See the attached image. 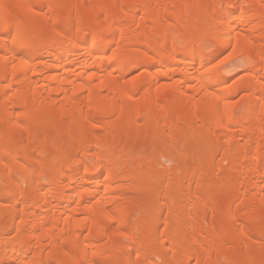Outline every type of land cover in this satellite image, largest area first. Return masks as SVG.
I'll use <instances>...</instances> for the list:
<instances>
[{"label":"bare ground","instance_id":"1","mask_svg":"<svg viewBox=\"0 0 264 264\" xmlns=\"http://www.w3.org/2000/svg\"><path fill=\"white\" fill-rule=\"evenodd\" d=\"M101 1L0 0V264H264V0Z\"/></svg>","mask_w":264,"mask_h":264},{"label":"rangeland","instance_id":"2","mask_svg":"<svg viewBox=\"0 0 264 264\" xmlns=\"http://www.w3.org/2000/svg\"><path fill=\"white\" fill-rule=\"evenodd\" d=\"M65 1V0H64ZM92 2H94V3H98V2H100V0L98 1V0H91ZM103 1V0H102ZM101 1V2H102ZM89 2H90V0H89ZM92 2H90V3H92ZM117 2H119L120 3V1H118L117 0ZM114 3H116V1H114ZM118 3V4H119ZM117 4V3H116ZM48 15V14H47ZM66 16H68L67 18H73V14H72V17L68 14V15H66ZM65 16V17H66ZM74 18L76 19V17L74 16ZM73 18V19H74ZM74 19V20H75ZM50 21H52V20H50ZM222 49V50H221ZM225 49V50H224ZM230 49H232V47H229V48H220L219 49V51H218V55H217V60L218 61H222L221 59H223V57L227 54H229V51H230ZM223 51V52H222ZM232 51V50H231ZM230 51V52H231ZM226 55V56H227ZM219 58V59H218ZM231 63H229V66H231L230 65ZM241 63H239L238 64V67L237 66H235V67H237L235 70H234V68L235 67H233L232 69H233V73L231 74V76H230V79L231 80H236L237 78H239V75L240 74H242L243 73V71H242V67H244V65L243 64H241ZM241 66V69H239L240 68V66ZM243 65V66H242ZM232 67V66H231ZM237 70V71H236ZM242 72V73H241ZM138 73H140V70H135V71H132V72H129V74H126L124 77H125V79H131V78H133V76H135V75H137ZM232 82V81H231ZM144 89V88H139V91L141 92L142 90ZM236 98H239V95L236 97ZM99 129H101L102 130V128H99ZM99 129H97L99 132H101ZM63 134V132L61 133V135ZM169 144H167V146H168ZM170 147H172V146H168V148H170ZM188 147V146H187ZM187 147H185V148H187ZM167 148V147H166ZM173 148V147H172ZM172 148H170V150L172 149ZM188 149V148H187ZM189 150L190 149H188V152H189ZM183 151V152H182ZM181 152L182 153H184V149L182 150ZM180 152V153H181ZM187 151H186V153H188ZM179 153V154H180ZM186 153H184V154H186ZM184 154H182V155H180V157L181 156H183V158H184ZM78 155V154H77ZM76 155V156H77ZM174 156H175V158L177 159V157L179 158V155H177V157H176V155L175 154H173ZM190 157H191V155H190V152H189V154H188ZM187 155V156H188ZM79 156V158H80V156L82 157V155H78ZM186 156V155H185ZM190 157H189V159H190ZM82 158H84V157H82ZM158 158V159H157ZM157 158H156V160H155V162L153 163V165H152V167L155 169V170H159V171H163L164 169H166V170H171V168L173 167V165H175V161L173 162V160L172 159H169V156H165V155H163V153L161 154L160 152H159V155H157ZM187 157H185L184 159H186ZM85 159L87 160H89V157L88 158H86L85 157ZM91 159V158H90ZM183 159V160H184ZM189 159H187V160H189ZM215 159V160H214ZM213 159V163H214V165L215 164H219L220 165V167H219V165H218V167L216 166V168L214 169V174L215 173H220L221 174V172H223V170H225L224 168H226L227 167V163L230 161V158H228L227 160L225 159L224 161L222 160V158H220V155L219 154H217L216 156H215V158ZM221 159V160H220ZM92 160V159H91ZM181 160H182V158H181ZM191 160V159H190ZM221 161V162H220ZM174 163V164H173ZM154 170V171H155ZM166 170H164V172L166 171ZM219 170H221V171H219ZM217 171H219V172H217ZM164 172L162 173V174H164ZM169 172H171V171H169ZM168 172V173H169ZM231 173H232V171H230ZM168 173H166L165 172V175L163 176V177H160L159 176V174L157 175L156 174V176L158 177V179H156L157 181H156V183L157 184H165V183H167V182H170L171 181V179L173 180V173L171 172L170 174H168ZM161 174V173H160ZM216 175V174H215ZM169 176V177H168ZM168 179V180H167ZM162 181V182H161ZM135 182L136 183H138L137 182V180H135ZM173 187V191L176 189V186H177V184H175V186L174 185H172ZM190 190V191H189ZM192 191H193V189H192ZM124 192H126V191H124ZM123 192V193H124ZM185 192H187V193H189V194H186ZM185 194H174V192H172L171 193V195L175 198V199H177L178 198V201H179V205L181 206V204H183V202H185V201H187V199L190 197V196H192L191 195V189H186L185 190ZM128 193V194H127ZM134 193V194H133ZM126 194L127 195H132V196H134V197H139L140 195H138V193H137V191L136 190H131V192H126ZM130 195V196H131ZM136 195V196H135ZM163 195V194H162ZM151 196V195H150ZM150 196H149V199H150ZM153 196V195H152ZM163 197H164V195H163ZM165 197H168V196H165ZM177 197V198H176ZM147 199V198H146ZM153 200L152 201H154L155 200V196H153V198H152ZM139 201V200H138ZM143 200H141V198H140V202L138 203L137 202V204H136V206H137V208L135 207V210H133V216L135 217V218H137V217H139V216H137V214L139 213L140 214V212H141V215H143V213L142 212H144V208H145V205L147 204V203H145V204H143L144 202H142ZM197 202H193L194 203V205L192 204V206H195V203H197L196 205H204L205 204V202L203 203L202 201H200L201 203H199V201L198 200H196ZM154 204H152L151 203V206L153 205V207L155 208V210H156V202H153ZM199 203V204H198ZM150 205V204H149ZM155 205V206H154ZM206 205H208L207 203H206ZM259 206H260V204H259ZM153 208V209H154ZM188 208H190V206H188ZM187 207H186V209H188ZM136 210H138V211H136ZM143 210V211H142ZM136 213H135V212ZM138 214V215H139ZM169 214H168V209L166 208V207H164L163 209H162V211L159 213V217L160 216H162V217H160V219L159 220H161L162 221V224H159V230H162L163 228H164V226H165V222H163V221H166V217L168 216ZM158 217V218H159ZM211 218H212V214H211V212H208L207 213V215L205 216V218H204V220H203V227H205V228H209V225H210V220H211ZM159 223H161L160 221H159ZM250 224V223H249ZM248 224V225H249ZM146 225H148V223H146V222H144V223H141V225L139 224V226L138 227H143V226H146ZM232 226L231 227H233V228H235V226L236 227H238V228H242V226H244L245 224H243L242 225V223H232L231 224ZM235 225V226H234ZM253 227V226H255V224L253 225L252 223L250 224V227ZM124 232L126 231L125 229L123 230ZM137 232H139V231H137ZM137 232L135 233V235L137 234ZM139 234V233H138ZM84 235H85V232H84ZM84 235H83V237H84ZM259 236V235H258ZM257 236V238H258V240H254L255 242H257L256 244L257 245H259L260 247H262V248H264V233L263 234H261L260 235V238ZM125 239V238H124ZM83 241V240H82ZM107 241L108 240H104V239H97V240H91L90 242L93 244V246H92V244L91 245H89V246H92L93 248H91V247H87L88 249L87 250H89V252L90 251H93V250H96V248L97 247H100L101 245L103 246V245H106L107 244ZM123 241H128L127 239H125V240H123ZM156 241V240H155ZM159 240H157V242H158ZM209 241H211V240H209ZM253 241V242H254ZM81 242V241H80ZM203 242V244L207 247V250H210L211 252H212V254H214V258H216L215 260H218L219 262L221 261V263H225V260L224 259H226V255L227 254H232L231 252H233L232 251V248H233V246H232V248L230 247L228 250H225V249H221V250H219L217 253H214V251H213V248H211V247H209L207 244H208V240H205V241H202ZM254 242V243H255ZM253 243V244H254ZM77 247H78V244L77 243H74ZM73 243L72 244H69V246H67L66 248H71V247H75L76 248V246L74 245ZM95 245V246H94ZM233 245V244H232ZM172 246V243H166V244H164V245H158V251H159V255H161V254H163L164 252L163 251H165V249H167V247L169 248V247H171ZM192 246H194L195 248H196V244L194 245H192ZM64 247V246H63ZM73 247V248H74ZM166 247V248H165ZM194 247H193V249H194ZM65 248V247H64ZM65 248V249H66ZM108 248H109V244H107L106 245V247H105V249H107L108 250ZM163 250V251H161V250ZM231 249V250H230ZM225 250V251H224ZM224 251V252H223ZM231 251V252H230ZM224 253V254H223ZM120 254H122L121 252H120ZM215 254L217 255L218 254V257L216 256L215 257ZM223 255H224V257H223ZM128 257H130L129 258V263L130 262H132L131 260H133V257H134V255L132 254V255H129ZM115 260V259H114ZM223 261V262H222ZM101 262V261H100ZM99 262V264H112V263H114L113 261H108V262H105V261H102V263H100ZM191 264L193 263V264H196V262H198V261H195V259L193 258V260L191 259ZM201 263H203L204 262V260L203 261H200ZM199 262V263H200ZM200 263V264H201ZM198 264V263H197Z\"/></svg>","mask_w":264,"mask_h":264}]
</instances>
